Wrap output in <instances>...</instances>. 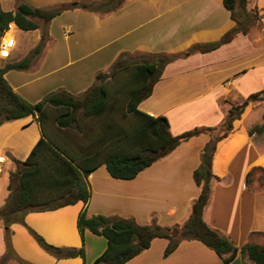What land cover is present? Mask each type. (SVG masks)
<instances>
[{"label":"crops","instance_id":"obj_1","mask_svg":"<svg viewBox=\"0 0 264 264\" xmlns=\"http://www.w3.org/2000/svg\"><path fill=\"white\" fill-rule=\"evenodd\" d=\"M80 1L88 0H0L4 11L16 10L22 2L46 10L67 6L47 25L46 44L31 66L5 75L15 92L25 100L37 103L61 89L79 96L96 82L99 73L108 74L121 56L152 62L160 55L183 54L195 44L220 40L236 26L224 0H125L120 9L111 13L82 10L78 7ZM256 5L248 0L250 10ZM30 32L38 33L33 45L24 51L29 54L42 39L39 29ZM252 32L239 34L216 51L185 56L167 65L152 96L143 101L139 109L154 117H167L173 135L222 125L230 108L227 104L230 95L238 92L241 97L249 96L251 94L245 95L242 90L254 91L249 86H254L256 80L264 83ZM17 49L23 50L21 38H16L13 51ZM257 73L262 76L257 77ZM254 108L253 103L247 106L232 133L218 144L213 172L220 181L212 182L211 198L204 209L205 222L222 231L224 237L223 231H228L238 246L247 244L252 234H264V187L252 190L248 186L249 173L256 167L264 168V130L262 139L258 140L259 133L250 134L252 130L244 123ZM41 136L33 117L0 127V180L7 169L9 173L16 171L12 158L26 160ZM209 140V135L202 134L182 143L132 180L114 179L107 168L101 166L89 176L92 198L88 216L133 219L140 225H152L156 221L168 228L184 225L200 194L193 173L201 163L202 149ZM236 189L239 198L233 201ZM8 195L0 186V207ZM83 208L84 203L79 202L54 211L30 213L25 221L48 243L79 249L83 242L77 221ZM22 228L27 229L19 224L12 226L16 256L30 264H41L18 248L23 241L30 243ZM4 229L0 218V260L5 251ZM168 243V240L156 239L149 249L126 264L218 262L197 258L208 253L198 241H183L173 255L165 257ZM85 247L86 264H93L105 252L108 242L87 231ZM179 254H185L182 260L178 259ZM8 264L20 263L12 259ZM50 264H84V260L55 258Z\"/></svg>","mask_w":264,"mask_h":264},{"label":"trees","instance_id":"obj_2","mask_svg":"<svg viewBox=\"0 0 264 264\" xmlns=\"http://www.w3.org/2000/svg\"><path fill=\"white\" fill-rule=\"evenodd\" d=\"M124 2L88 0L80 1L78 7L89 12L111 13L120 9ZM224 6L236 26L220 40L195 44L183 54L160 55L152 62L130 61L121 56L108 71L117 81L115 87L98 82L104 76V73H99L96 82L79 96L61 89L38 103H31L15 92L5 78L9 71L26 70L31 66L46 44L47 31L23 60L4 67L0 61V127L7 122L33 117L42 134L26 160L12 158L17 168L10 173L9 195L0 207L7 241V253L0 264H8L12 259L20 264H30L14 253L11 243L14 224L27 227L50 255L57 259L80 257L84 264L87 231L104 237L108 242L105 252L93 264H126L149 249L156 239L169 241L165 257L176 252L183 241H198L220 256L224 264H232L240 253L253 264H264V243H249L239 248L204 220L212 182L220 181L213 172L218 144L230 135L234 123L241 119L249 103L264 102V89L252 93L241 104L231 105L219 127L195 128L180 135L171 133L167 117H154L139 109L140 104L152 96L167 65L185 56L216 51L234 41L239 34H250L264 19V14L261 16L248 8V0H224ZM66 9L67 6L39 9L26 2L13 11L0 8V41L11 23L22 31H35L41 27L37 20L48 25ZM118 113L123 118H131L132 123L129 126L119 123ZM74 129L81 136L78 141L70 133ZM263 130L264 123L254 132ZM202 134L209 135L210 140L203 147L201 163L193 173L200 194L184 225L168 228L156 221L152 225H140L133 219L88 216L92 198L89 176L101 166H105L114 179L132 180L182 143ZM79 202L84 203L77 221L83 242L79 249L52 245L26 224L25 218L30 213L54 211Z\"/></svg>","mask_w":264,"mask_h":264},{"label":"rangeland","instance_id":"obj_3","mask_svg":"<svg viewBox=\"0 0 264 264\" xmlns=\"http://www.w3.org/2000/svg\"><path fill=\"white\" fill-rule=\"evenodd\" d=\"M251 1H252V3L255 2L257 4L256 5L257 7L254 9V11H257L262 16L264 14V0H251ZM37 21L39 22V24L41 26L39 28V32H42V35H43V33L47 31V25H45L42 20H37ZM252 31H253L252 32L253 34L251 33V37H252V39L254 41L253 43L255 45L254 46V48H255L254 50L256 52L257 51L259 52V66L258 67H259L260 70L264 71V19L262 20V24L257 26V27H254L252 29ZM37 33L38 32H24V31L20 30L19 28H17L15 30V32H14V36L16 38H21V43L23 44V50L22 49L21 50L17 49V51L15 50V51H11V52L6 53V54H0L1 65H4V64L10 63V62H18V61H21L24 58H26L29 53H25L24 51H25V49L27 47H31L33 45V43H34V39L33 38L37 35ZM61 46H63V45L61 44ZM59 47H60V45H59ZM130 61L142 62L140 60H130ZM16 72H18V71H16ZM30 74H32V73H28V75H30ZM104 75H106V74H104ZM256 75H257V77H261L262 76L261 73H257ZM98 82H101V80L98 81ZM104 83H108L109 86H111V87H115L117 85V81L115 79H113L109 75V73H108V77L105 78ZM119 83H120V81L118 82V84ZM249 87L253 88L254 91L250 90L251 92H249V88H248L247 92L242 90V93L246 95V93L252 94L254 92H260L261 90L264 89V83H259L258 80H256L254 82V86H249ZM247 97L248 96L241 97L238 92L232 93L230 95V98L227 100V104H230V106L231 105L241 104L247 99ZM250 105H251V103H249L247 106H250ZM255 108H256V110H255ZM255 108H254L253 111H251L249 113V115L247 116V119L244 122L245 126L249 130H252V131H250V134L251 133L252 134H256L254 132L255 128L260 126V125H262L264 123V102L255 104ZM245 111H246V109H245ZM241 119H242V117H241ZM117 120L119 121V123H121V124H123L125 126H129L132 123V119L131 118H123L122 114H120V113L117 114ZM253 125H256V126L254 128H252ZM70 133H71L72 137L74 139H76V141H78V138H81V136L78 135L76 129L71 130ZM262 133L263 132H259L258 135L256 134L257 135L256 138L258 140L262 139L261 138V137H263ZM62 135H68V134H62ZM9 172L10 171L7 169L5 171V174L3 175V179L0 180L1 189H3L4 194H7V195H8V183H9V174H10ZM236 175L238 176V173H236ZM263 180H264V168L256 167L248 175V186L252 190L253 189L254 190L261 189V187H264V185H262ZM2 183H4V184H2ZM233 196H236V197H233V201H234V199H237V201H238L239 193H238L237 189H236L235 195H233ZM235 205H234V207H235ZM231 222H232V220L230 221V223ZM19 225H21V224H19ZM21 226H24V225H21ZM4 227H5V225H4ZM22 229H23L26 237H28V239L30 241V243H28L26 241H23L21 243V245L18 246V248L23 250L22 252L25 254V256H28V258H30L31 260H35L36 262H39L41 264H50V263H52L56 257L50 255L44 249H42L41 246L34 239V237L30 234L28 229H26V228L25 229L22 228ZM216 230L218 232H222V231H219L218 229H216ZM223 233L225 234V237L227 236L226 238H228L234 245H236L239 248H242L243 246H245V245H247L249 243H258V244H263L264 243V234H252V235H250L249 241H248L247 244L244 243L245 245L238 246L237 242L234 239V237L232 235H230L228 231H223ZM13 236L14 235L12 233V238H11L12 247L14 246L13 240H12ZM4 244H5V251H4L3 256L7 253L6 228L4 229ZM203 247L208 251V253H211V255L207 253V254H204V255H199L197 258H200L202 260H203V258H207L208 261H211V262L218 261L217 264H219V261H220L221 264H224L222 258L220 256H218L213 250L207 248L206 246H203ZM13 250H14V247H13ZM14 253H15V250H14ZM153 253L158 255L155 250H154ZM184 255L185 254H182V255L179 254V258L178 259L182 260ZM212 255H216V256H212ZM237 257H238L237 260L236 261L234 260L232 264H250V262L247 259V257L242 255L241 253ZM50 261H52V262H50Z\"/></svg>","mask_w":264,"mask_h":264},{"label":"built area","instance_id":"obj_4","mask_svg":"<svg viewBox=\"0 0 264 264\" xmlns=\"http://www.w3.org/2000/svg\"><path fill=\"white\" fill-rule=\"evenodd\" d=\"M16 29L17 27L14 23H11L8 26L0 41V54L9 53L16 47V37L14 36V32Z\"/></svg>","mask_w":264,"mask_h":264},{"label":"water","instance_id":"obj_5","mask_svg":"<svg viewBox=\"0 0 264 264\" xmlns=\"http://www.w3.org/2000/svg\"><path fill=\"white\" fill-rule=\"evenodd\" d=\"M108 77V74L104 75V77L101 80V83H104L105 78Z\"/></svg>","mask_w":264,"mask_h":264}]
</instances>
